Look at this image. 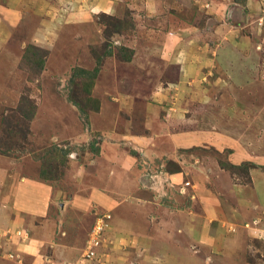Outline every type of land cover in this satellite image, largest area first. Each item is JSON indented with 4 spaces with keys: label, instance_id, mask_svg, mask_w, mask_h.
Returning a JSON list of instances; mask_svg holds the SVG:
<instances>
[{
    "label": "rangeland",
    "instance_id": "1",
    "mask_svg": "<svg viewBox=\"0 0 264 264\" xmlns=\"http://www.w3.org/2000/svg\"><path fill=\"white\" fill-rule=\"evenodd\" d=\"M100 1L52 7L82 28L24 14L0 32V215L10 204L20 228L36 219L17 203L24 181L53 194L36 219L54 234L43 264H150L141 247L175 231L178 264H264V0ZM10 8L0 0V16ZM105 138L137 159L109 166ZM94 188L91 208L70 202ZM34 254L0 247V264Z\"/></svg>",
    "mask_w": 264,
    "mask_h": 264
},
{
    "label": "crops",
    "instance_id": "2",
    "mask_svg": "<svg viewBox=\"0 0 264 264\" xmlns=\"http://www.w3.org/2000/svg\"><path fill=\"white\" fill-rule=\"evenodd\" d=\"M11 6L8 9H4V15L0 16V32L5 30L3 34H7V27L11 24H18L17 22H21V17H26V20H31L32 22L35 21L36 23L41 22V25H46L47 30H59L64 27H78L82 28V24L80 21H71V14L70 11L67 13H63L60 10L54 12L51 10L56 6L57 0H8ZM85 8H95L98 6H103L100 0H84ZM53 7V8H52ZM8 8V5L7 7ZM23 9L28 10V13L25 12ZM33 9H36L35 11ZM46 10V11H44ZM49 13L48 16L41 15L43 13ZM28 13V14H27ZM31 14V15H29ZM74 16H82L87 17L88 12L83 9V11H79L77 13H72ZM93 13H89L91 16ZM3 15V14H2ZM12 15V16H11ZM11 17V18H10ZM43 28H38V32H42ZM2 36V35H1ZM137 53L133 56V62L136 63ZM165 60V59H162ZM166 61V60H165ZM164 61V62H165ZM88 136L86 133L84 134V139H87ZM103 139L100 143V151L101 157L100 159L104 160L109 166L112 167L119 165L122 161L121 155H129L133 159H137L134 156H131L130 153L123 147H121L115 139ZM118 152V153H115ZM98 156V155H97ZM103 156V158H102ZM115 156V157H114ZM119 162V163H117ZM121 166V165H120ZM22 189H28L24 195L26 196L27 200H23V196H18L20 204L26 206V212L32 217L38 220V217L41 218L42 215H45V212H48L47 207L49 208L51 203L56 201L54 199L53 194L49 195L42 191V188L34 184H27V181L22 182L20 184ZM23 191V190H22ZM105 193L97 188H94L88 192L87 195L84 196H73L70 200L72 204H75L77 207L83 209H89L92 207L93 203L97 200L102 199ZM20 208V205H19ZM45 209V210H44ZM47 209V210H46ZM2 210V209H1ZM16 208H13L12 205L5 206V209L1 212L0 215V247H5V249H11L14 252V255L20 254V257L24 254H27L28 251H34L36 254L35 256L31 255H24L25 258H29V262L27 264H43V256L39 254L40 248L46 242H51L54 234L51 233L50 228H47V225H44V222L37 221L34 219L31 221L29 225H25V228L19 227V216L22 214V211ZM36 220V221H35ZM22 227V226H21ZM18 229H22L24 231H28V236L25 235H17L15 231ZM46 231V233H45ZM55 233V232H54ZM11 234V235H10ZM153 238V237H151ZM147 241V240H146ZM161 247H159L158 251H150L147 245L141 247V256L144 258V262H148L150 264H178L179 262H183L184 255H179L178 257V235L175 231L173 234V241L171 242H164ZM39 251V252H38ZM8 255V253H7ZM159 258V263L153 262V259ZM55 259H52L54 261ZM21 263H23L21 261ZM13 264V263H12Z\"/></svg>",
    "mask_w": 264,
    "mask_h": 264
},
{
    "label": "built area",
    "instance_id": "3",
    "mask_svg": "<svg viewBox=\"0 0 264 264\" xmlns=\"http://www.w3.org/2000/svg\"><path fill=\"white\" fill-rule=\"evenodd\" d=\"M264 16L260 18V24H264ZM109 219V215H102L98 216L95 219V222L92 226L89 235L88 245L85 251V255L87 257H94L97 253V248L101 245L103 238V232L107 228L108 224L107 221Z\"/></svg>",
    "mask_w": 264,
    "mask_h": 264
},
{
    "label": "trees",
    "instance_id": "4",
    "mask_svg": "<svg viewBox=\"0 0 264 264\" xmlns=\"http://www.w3.org/2000/svg\"><path fill=\"white\" fill-rule=\"evenodd\" d=\"M173 163H174V161L171 160V161H170V164H173ZM177 170L180 171V166H179V165H178V168L176 169V171H177Z\"/></svg>",
    "mask_w": 264,
    "mask_h": 264
}]
</instances>
